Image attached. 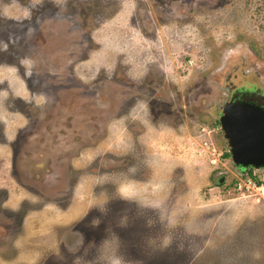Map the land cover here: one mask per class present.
Returning a JSON list of instances; mask_svg holds the SVG:
<instances>
[{"label": "rangeland", "instance_id": "374dc122", "mask_svg": "<svg viewBox=\"0 0 264 264\" xmlns=\"http://www.w3.org/2000/svg\"><path fill=\"white\" fill-rule=\"evenodd\" d=\"M245 85L264 0H0V264H264L219 127Z\"/></svg>", "mask_w": 264, "mask_h": 264}, {"label": "water", "instance_id": "95a60500", "mask_svg": "<svg viewBox=\"0 0 264 264\" xmlns=\"http://www.w3.org/2000/svg\"><path fill=\"white\" fill-rule=\"evenodd\" d=\"M219 127L232 164L239 170L264 171V113L252 105L225 106Z\"/></svg>", "mask_w": 264, "mask_h": 264}, {"label": "flooded vegetation", "instance_id": "af4514ba", "mask_svg": "<svg viewBox=\"0 0 264 264\" xmlns=\"http://www.w3.org/2000/svg\"><path fill=\"white\" fill-rule=\"evenodd\" d=\"M70 101L74 102V103L72 102L70 103L73 104L75 107L76 106L83 107L79 100L77 101L70 100ZM237 104L252 105L264 113V93L261 91V89L249 85L230 89L229 96L227 97L224 105L221 107L220 117L222 115L223 108L226 105L231 106ZM59 122L60 121H58V123Z\"/></svg>", "mask_w": 264, "mask_h": 264}, {"label": "trees", "instance_id": "16d2710c", "mask_svg": "<svg viewBox=\"0 0 264 264\" xmlns=\"http://www.w3.org/2000/svg\"><path fill=\"white\" fill-rule=\"evenodd\" d=\"M226 157L229 158V155L226 154ZM240 170V169H239ZM240 171H244V170H240ZM253 170L249 169V170H245V173L247 175V177H249L253 182H255L257 185L260 184V182L256 179V177L252 174Z\"/></svg>", "mask_w": 264, "mask_h": 264}, {"label": "built area", "instance_id": "2783aa9c", "mask_svg": "<svg viewBox=\"0 0 264 264\" xmlns=\"http://www.w3.org/2000/svg\"><path fill=\"white\" fill-rule=\"evenodd\" d=\"M254 172H255V170L253 171V173H254ZM241 177H245V180H246V182H247V184H248L249 186H252V187L255 188L256 190L262 189V185H260V186H256V185H255V182H253L249 177H247L246 174H241Z\"/></svg>", "mask_w": 264, "mask_h": 264}]
</instances>
